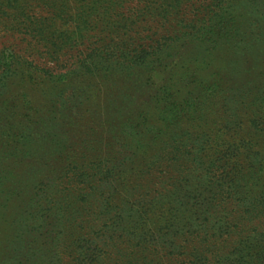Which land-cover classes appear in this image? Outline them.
<instances>
[{"label": "trees", "instance_id": "obj_1", "mask_svg": "<svg viewBox=\"0 0 264 264\" xmlns=\"http://www.w3.org/2000/svg\"><path fill=\"white\" fill-rule=\"evenodd\" d=\"M1 33V87L26 67L63 114L114 106L108 153L82 150L56 180L62 256L264 264V70L248 57L264 46V0H0Z\"/></svg>", "mask_w": 264, "mask_h": 264}, {"label": "rangeland", "instance_id": "obj_2", "mask_svg": "<svg viewBox=\"0 0 264 264\" xmlns=\"http://www.w3.org/2000/svg\"><path fill=\"white\" fill-rule=\"evenodd\" d=\"M2 34L0 48L13 41ZM227 51L226 46L219 48L209 58L218 66ZM248 57L257 62L256 70H264L263 45ZM23 71L26 67L0 86V264H73L60 253L63 228L60 212L50 199L56 194V180L82 150L86 155L108 153L107 129L118 123L111 117L114 106L103 102L96 113L75 101L74 106L63 108V114L56 110L62 100H51L54 84ZM58 86V91L64 88ZM148 90L152 93L153 88ZM147 97L140 94L133 106L145 105ZM213 109L208 125L219 130L222 109L218 105ZM221 133L220 143L234 140ZM85 138L90 140L88 146L80 147ZM118 146L124 153L122 143Z\"/></svg>", "mask_w": 264, "mask_h": 264}]
</instances>
